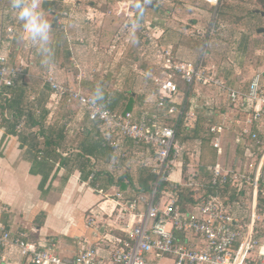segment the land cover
<instances>
[{"label": "built area", "instance_id": "1", "mask_svg": "<svg viewBox=\"0 0 264 264\" xmlns=\"http://www.w3.org/2000/svg\"><path fill=\"white\" fill-rule=\"evenodd\" d=\"M202 2L213 10L215 19L222 0ZM225 30L216 22L205 34L223 37ZM262 30L256 53L264 59V26ZM22 33L11 0H0V91L25 85L27 68L22 60L13 64L12 53ZM204 58L205 51L196 60H178L172 50L162 47L160 75L153 79L158 98L144 100L132 111H112L80 87L66 86L51 74L43 78L50 94L48 107H53V100L54 108L64 105L74 110L65 129L68 138L93 128L103 147L147 168L154 179L148 192L135 196L138 188L90 186L92 172L87 184L100 202L95 211L90 210L86 225L96 241L85 240L73 257H63L57 253L56 238L33 242L25 232L0 228V264H158L162 259L172 264H264V239L255 227L258 201L264 198V163H247L240 170L219 159L224 122L211 120L220 105L211 107L199 93V89L211 90L224 99L227 109L247 114L251 126L264 115V71L255 73L242 90L229 86L220 70L208 68ZM207 107H211L210 120L205 129L218 159L202 165L198 149L192 151L179 134L193 130L198 111ZM23 128L19 124L16 131ZM243 137L257 150L264 146L256 132L242 130L237 142Z\"/></svg>", "mask_w": 264, "mask_h": 264}, {"label": "rangeland", "instance_id": "2", "mask_svg": "<svg viewBox=\"0 0 264 264\" xmlns=\"http://www.w3.org/2000/svg\"><path fill=\"white\" fill-rule=\"evenodd\" d=\"M41 1L39 0V10H44L41 9ZM90 1L92 0H84L82 4H77L74 0H65L54 7L56 16L49 20L51 30L48 44L54 52V61L50 66L41 64L43 56L39 42L32 43L25 33L17 37L12 48L13 64L18 65L22 60L21 65L27 68L28 76L24 84L29 88L30 98L39 97L41 94L50 96L43 78L51 74L58 82L74 88L80 87L89 94H93L94 91L99 93L104 91L111 96L120 94L126 99L132 98L134 104L142 100L154 101L158 96L153 79L160 75L159 62L162 47L164 51L170 44L173 46L174 55L189 60H194L201 52L208 51L207 54H211L210 62L218 64L223 60L225 53V39L215 35L207 36L205 34L207 28L217 22L227 29V36L229 31L241 33L240 31L253 27L248 23L250 18L248 12L260 10L255 0H222L221 12L214 19L213 10L204 5L202 0H186L183 2L185 10L191 11V14L197 11L201 14L200 25L194 28L187 20L183 25L186 29L192 30L178 33L176 29L172 30L170 27L172 23L167 22L171 32L167 33L164 42L166 45L163 46V9L164 11L175 9L177 5L182 4L180 0H171L174 3L167 4L166 8H163V4L159 5L157 12L149 9V0L145 8L147 11L136 14L132 18L123 11L120 14L121 22L117 27L118 30L115 27L112 30H104L100 24L101 16L93 13L88 7ZM94 1L93 4L97 7L99 3ZM102 9L103 7L100 9L97 7L95 10ZM107 16L115 17L113 13L108 12ZM160 19L162 28L155 31L154 26L158 27ZM170 20L176 21L172 18ZM205 39L209 40L208 43L206 41L207 44ZM256 58L253 52H249L247 55L249 65L259 64ZM28 63L32 65L29 66ZM248 69L245 66L241 70V76L247 79L251 75ZM125 101H121L118 107H122ZM54 102L52 100L51 122L58 121L67 111L64 105L54 108ZM197 115L199 118L203 117V113L198 112ZM80 139L81 136L69 137L67 144L65 143L64 152L76 153ZM204 153L207 158L210 156L208 150ZM134 160L133 157L132 161ZM133 166L136 167L137 163L132 164L129 173L135 172ZM110 169L101 162L93 166V170L97 172L108 173ZM124 171L116 172L115 175H120ZM256 213L255 227L260 237L264 239V207L259 205ZM159 264H172V262L163 259Z\"/></svg>", "mask_w": 264, "mask_h": 264}, {"label": "crops", "instance_id": "3", "mask_svg": "<svg viewBox=\"0 0 264 264\" xmlns=\"http://www.w3.org/2000/svg\"><path fill=\"white\" fill-rule=\"evenodd\" d=\"M63 1L65 0H42L41 9L47 8L48 10L38 9V11L42 12L43 16L45 15L44 17L49 22L51 17L56 16L54 7ZM74 1L77 4H82L84 0ZM96 1L99 3L97 7L99 9L103 7L102 10L104 11L95 10L97 7L94 6L93 3L95 1L93 2V0L88 2V7L92 9L93 13L101 16L103 20L100 19V24L104 27V30H112L114 27H119L121 22L120 14L123 11L131 18L136 16V14L147 11L145 10L147 5L142 9L143 11H139L135 0ZM157 1L153 9L155 12L159 10L158 8L161 4H163V8H166L167 4L174 3L171 0ZM180 1L182 4L177 5L173 10L169 9L164 11L163 9V46L166 45L164 42L167 33L171 32L168 29L169 27H167V22H171L172 25L170 27L172 30L176 29L178 33L190 32L192 30L184 27L183 24L187 20L194 28L200 25L201 14L198 11L191 14V11L184 9L185 5L183 2L186 0ZM107 12L110 14L113 13L115 17L109 18ZM171 18L176 21L170 20ZM260 22L262 23L260 24ZM145 23L149 24L148 22ZM248 23L253 27L247 28L246 31H240L241 33L229 31L228 36L226 29L224 36L220 37V39H225L226 44L223 60L220 63L210 62L211 54H207L208 51L205 52L204 58V63L208 68L220 70V77L229 86L242 90H246L248 83L255 73L264 71V59L257 56L256 53L261 44L260 40L263 32L260 33L259 31L263 29L264 18L250 16ZM158 24V27L156 25L154 26L155 31L162 28L161 19L158 20ZM206 41L205 39V43ZM165 49L173 51V46L168 44ZM249 52L254 53L259 64L255 66L249 65L247 61ZM174 56L178 60H189L180 58L178 55ZM245 66H247V69L249 68L248 73L251 74L248 79L241 76V70ZM261 88L264 94V74ZM199 93L202 96L201 101L209 104L211 107L220 105V110H215L213 119L211 120V122H224L225 129L219 137L223 154L219 159H224L229 166L240 170L247 163H253L255 165L260 161L264 163V157H262L264 146L257 150L253 147L254 144L245 137L240 142H237L238 133L244 129L258 133L259 137L263 140L264 115L260 121L249 126L247 123V114L227 109L224 99L219 98L211 90L199 89ZM143 102L144 100L135 103L129 111L139 107ZM211 107L204 108V110H199L198 112L205 115ZM206 124L202 126L203 131L198 135L197 139L194 141H183L192 151L198 149V160L202 165L213 164L218 159L216 150L210 144L212 136L206 131ZM190 131L185 130L184 135ZM205 150L210 152L208 158L204 153ZM250 154L251 157H249ZM29 169L30 163L24 159V151L19 148L17 138L5 135L4 128L0 126V228L11 233L18 231L25 232L29 235V240L33 242H42L50 238H56L57 253L63 257H73L81 243L85 240L94 243L96 241L95 234L91 228L87 227L86 220L90 210H96L100 198L92 191L87 182L80 181V173L74 170L63 189L59 192L56 190L59 187V178L64 175V170H60L58 172V178L52 183V189L46 196H42L38 190L41 178L30 175ZM186 170L187 168L185 167L184 172ZM38 222H41L40 226L36 225Z\"/></svg>", "mask_w": 264, "mask_h": 264}, {"label": "trees", "instance_id": "4", "mask_svg": "<svg viewBox=\"0 0 264 264\" xmlns=\"http://www.w3.org/2000/svg\"><path fill=\"white\" fill-rule=\"evenodd\" d=\"M255 2L260 7L259 11L264 13V0H255ZM220 8L221 6L218 9V16L221 12ZM254 11H249L248 15L257 16ZM178 85L181 90H184L182 83ZM28 91L29 88L26 85L2 88L0 91V126L4 128L5 135L17 138L19 148L24 151V159L30 163L29 174L41 178L38 190L42 196H46L52 189V183L58 178L60 170H64V175L59 178V187L56 189L59 192L74 170L80 173L81 182H87L88 177L94 172V179L90 186L99 183L105 189L114 186L122 191L138 188L134 190L136 191L135 196L149 191L148 184L154 178L149 174L148 169L137 164L136 167H133L135 172L129 173L132 168L131 158L121 159L118 157V151L103 147L101 141L95 138L93 128L85 134L76 136H81L76 153L64 152L65 143L67 144L69 140L65 129L74 117V110L65 106L66 114L61 115L58 121L51 122L53 119L52 108L48 107L50 96L41 94L32 99L29 97ZM92 95L99 104L112 111H129L134 105L132 98L126 99L120 94L111 96L104 91L102 93L94 91ZM124 100H126L125 104L118 107L119 103ZM209 120L207 113L202 118L198 117L195 129L185 135L181 131L179 139L182 142L194 141L203 131L202 126ZM19 124L24 125L21 132L16 131ZM63 153L67 156H64ZM99 162L110 167V171L108 173L94 171L93 166ZM123 170H125L124 173L115 175L116 172ZM259 203L260 207H264V198L260 197ZM36 225L40 226L41 222Z\"/></svg>", "mask_w": 264, "mask_h": 264}, {"label": "clouds", "instance_id": "5", "mask_svg": "<svg viewBox=\"0 0 264 264\" xmlns=\"http://www.w3.org/2000/svg\"><path fill=\"white\" fill-rule=\"evenodd\" d=\"M11 7L15 11L16 18L22 24L23 33L27 34L29 40L41 45L43 59L41 64L50 66L54 61V52L49 46L51 25L44 18L40 8L39 0H11Z\"/></svg>", "mask_w": 264, "mask_h": 264}, {"label": "water", "instance_id": "6", "mask_svg": "<svg viewBox=\"0 0 264 264\" xmlns=\"http://www.w3.org/2000/svg\"><path fill=\"white\" fill-rule=\"evenodd\" d=\"M156 1H157V0H150V3H149V7H150V9H154V8H155ZM144 7H145V5L143 4V2H142L141 0H138V1H137V8H139V9H143ZM254 13H255L256 15H259L260 17L264 18V13L261 12V11H259V10H255ZM259 32L262 33L263 30H260Z\"/></svg>", "mask_w": 264, "mask_h": 264}]
</instances>
